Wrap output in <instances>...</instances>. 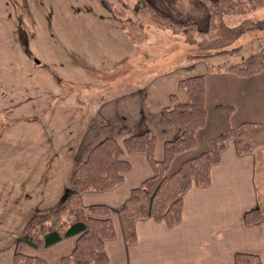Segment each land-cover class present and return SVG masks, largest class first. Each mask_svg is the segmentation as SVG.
Listing matches in <instances>:
<instances>
[{"label":"crops","instance_id":"obj_1","mask_svg":"<svg viewBox=\"0 0 264 264\" xmlns=\"http://www.w3.org/2000/svg\"><path fill=\"white\" fill-rule=\"evenodd\" d=\"M146 1L176 21H193L201 30L209 26V9L202 0ZM82 13V17L90 16L100 25L105 38L118 40L115 61H110L113 67L99 78L115 73L119 88L101 101L93 122L86 125L85 130L78 131L76 138L73 139V129L68 132L70 143L65 150L56 134L44 151L20 155L17 176H12L9 152H5L10 138L4 133L0 135V264H24L15 263L16 253L37 256L45 261L44 264H62L63 257L72 253L77 236L39 250L22 240V230L38 210L59 206L73 183L78 165L106 137L118 141L124 151L123 157L132 169L113 189L84 192L81 202L84 207L104 204L109 208L116 237L105 243L108 264H231L238 253L255 254L264 261V219L253 224L245 221L249 210L260 208L264 214V150L260 164L255 153L239 155L233 139L227 141L218 163L211 167L209 185L202 187L193 183L184 194L182 221L176 226L170 228L164 221L154 218L140 219L136 222L137 241L129 244L119 215L131 191L153 175L147 155L130 154L124 141L133 134L149 132L156 138L155 158L164 159L165 143L182 133L163 113L172 94L180 102H188L187 92L179 87L181 79L206 76L207 121L197 132L196 148L179 154L171 164V172L185 160L209 149L210 139L222 132L224 105L231 104L240 113L238 117L232 116V126L245 121L264 124V71L252 77H238L227 71L209 72V64L206 66L204 60H188L187 51L177 46L180 38L176 36L165 32L152 35L150 32L149 35L143 33L140 38L135 36L133 42L106 9H89ZM246 18L264 20V8L242 18L228 16L226 22L235 26ZM257 36L264 40V30ZM210 77H219L218 82L224 83L212 87ZM240 84L243 87L239 90ZM247 84H252L249 90L245 89ZM220 88L229 91L225 101L215 94ZM103 95L99 93V96ZM210 98L218 105L213 120L208 110ZM256 106L259 114L254 113ZM54 115L51 124L55 123L57 132L58 117ZM181 157L184 158L177 162ZM26 159L31 166H27ZM43 165L45 167H41ZM54 184L56 186H52Z\"/></svg>","mask_w":264,"mask_h":264},{"label":"trees","instance_id":"obj_2","mask_svg":"<svg viewBox=\"0 0 264 264\" xmlns=\"http://www.w3.org/2000/svg\"><path fill=\"white\" fill-rule=\"evenodd\" d=\"M202 1L207 4L210 14L206 30L199 29L193 21H176L160 13L146 0H136L133 9L147 20V23L141 22L142 25L138 23L140 28L152 24L197 45L199 50L188 55L190 61L238 52L243 45H237L236 42L244 33L264 29V20L246 18L235 26L226 22L228 16H247L264 8V0ZM102 4L121 23L134 42L136 35L131 27L136 26L137 22H125L124 14L121 11L118 13L110 0H102ZM145 35L148 33L145 32ZM208 70L227 71L239 77L258 75L264 71V50L236 64L208 65ZM179 87L187 92L188 102L182 103L172 94L170 104L163 109V113L182 133L165 143L163 160L155 158L156 138L149 132L133 134L124 141L130 154H146L153 168V175L131 191L119 210L124 236L129 244L137 241L136 222L140 219L154 218L164 221L170 228L182 221L184 194L193 183L202 187L209 185L210 169L218 163L229 139L235 141L239 155L255 153L257 162L261 164L263 161L264 124L245 121L232 126L230 119L234 107L227 105L224 109L222 132L210 139L209 149L185 160L177 170L171 172V164L179 154L196 148L197 132L207 121L206 76L201 74L183 78L179 81ZM123 155L121 145L113 137H106L94 146L88 158L76 168L73 183L59 206L38 210L26 222L21 234L22 240L31 247L42 250L63 239L77 236L75 248L70 255L63 257L62 264H108L105 243L116 237L109 208L104 204L84 207L81 195L90 190H110L121 184L132 169ZM263 219L264 214L260 208L249 210L245 214L247 224ZM14 261L24 264L45 263L37 256L24 253H16ZM231 264H264V261L255 254L238 253Z\"/></svg>","mask_w":264,"mask_h":264},{"label":"rangeland","instance_id":"obj_3","mask_svg":"<svg viewBox=\"0 0 264 264\" xmlns=\"http://www.w3.org/2000/svg\"><path fill=\"white\" fill-rule=\"evenodd\" d=\"M110 1L118 13L121 11L124 14L125 22H137L136 26L130 27L138 38L143 37L145 32L148 35L165 32L180 38L177 46L185 49L187 55L199 50L197 45L155 25L140 28L138 23H147V20L134 11L136 0ZM89 9L106 8L102 0H0V135L4 133L5 137L10 138L5 152H9L12 176H17L20 155L44 151L50 138L56 137V134L65 150L70 143L68 132L73 129V139L76 138L78 131L85 130L86 125L93 122L101 101L111 97V91L119 88L116 87L115 73L107 78H99L113 67L110 61H115L118 40L105 38L96 21L90 16L82 17V12ZM109 14L121 25L111 12ZM260 30L244 33L236 42L243 45L238 52L204 59L206 66L236 64L264 50V40L256 38ZM211 78L209 83L212 87L224 83L218 82L219 77ZM251 86L247 84L245 89L249 90ZM242 87L240 84L239 90ZM99 93L104 94L103 97ZM215 94L223 101L230 95L225 89ZM225 106L227 104L222 108V115ZM208 107L213 120L218 105L210 98ZM255 108L254 113L259 114L258 106ZM54 114L58 117L57 132L55 123L51 124ZM234 115L240 116L235 107ZM3 122L5 127L2 126ZM26 162L28 167L31 166L28 159Z\"/></svg>","mask_w":264,"mask_h":264}]
</instances>
